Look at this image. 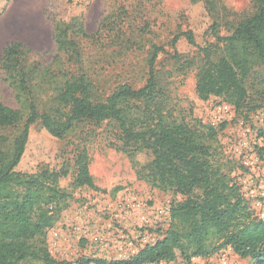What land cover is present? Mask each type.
Listing matches in <instances>:
<instances>
[{"label": "trees", "instance_id": "obj_1", "mask_svg": "<svg viewBox=\"0 0 264 264\" xmlns=\"http://www.w3.org/2000/svg\"><path fill=\"white\" fill-rule=\"evenodd\" d=\"M192 1H202L210 12H217L215 0ZM251 2L250 14L227 20L228 35H219V23L213 25V35L223 44L218 58L219 45L200 48L204 56L196 73L199 99L222 97L238 111L260 107L250 105L248 85L256 66L264 63V0ZM128 14L125 6L107 14L93 34L75 21L67 27L58 25V52L47 66L21 41L5 46L0 67L22 106L12 108L0 101V264H22L28 259L56 263L46 244L47 231L68 208L71 190L95 187L87 148L80 144L59 167L38 164L35 171L19 169L32 126L65 139L79 125L92 128L105 122L116 125L119 149L132 157L140 152L151 156L137 172L140 179L183 199L172 203L171 223L163 237L137 256L127 261L83 257L81 264L174 261L179 256H209L226 247L253 264H264V219L256 216L233 177L236 161L221 156L216 145L226 123L216 126L174 114L154 68L162 47L153 46L144 86L136 89L120 83L105 97L99 94L100 84L81 39L95 45L106 42L107 29L110 46L128 44L130 38L121 25ZM189 40L194 42L191 35ZM174 56L181 58L178 53ZM69 176V187L62 186Z\"/></svg>", "mask_w": 264, "mask_h": 264}, {"label": "rangeland", "instance_id": "obj_2", "mask_svg": "<svg viewBox=\"0 0 264 264\" xmlns=\"http://www.w3.org/2000/svg\"><path fill=\"white\" fill-rule=\"evenodd\" d=\"M16 1L0 0V60L9 42L21 41L32 49L44 66L53 63L58 52L55 42L58 25L67 27L70 21H75L77 26L81 24L89 34H93L107 14L121 11L122 6L128 7V18L121 21L126 30L125 37L130 38L128 44L110 46L107 29L103 35L104 44L95 45L81 39L82 49L91 61L92 71L100 84L99 94L105 97L120 83L132 84L136 89L144 86L153 46L162 47L154 68L160 83L166 88L174 114L188 121L197 119L206 124L216 121V126L226 123L216 145L221 156L236 161L233 177L239 183L245 179L252 180V183L264 181V63L256 66L248 85L250 105H259L257 110L244 108L238 111L222 97L201 100L196 94L197 67L204 56L200 48L219 45L215 51V58H218L223 45L213 35V25L219 23L218 34L228 35L225 23L250 14L254 10L251 0H215L217 12L214 14L204 2L192 0ZM10 5L14 15H23L28 21H22L21 25L1 21ZM190 35L193 43L189 40ZM176 36L178 39L174 41ZM176 53L181 55L179 60L174 56ZM189 59L193 64L190 65ZM0 101L12 108L22 106L1 67ZM224 105L228 109L218 113L219 107ZM118 143L117 127L110 122L92 128L86 124L79 125L65 139L54 138L40 125L32 126L19 169L35 171L38 164L59 167L65 158L73 156L76 145L80 144L87 148L95 183V187L71 190L68 208L62 212L55 226L47 231L46 244L57 261L53 264H81L85 255L102 257V253H98L101 248L97 249L91 243V237L98 230L102 236L107 235L108 226L114 231L111 239L119 243L122 232L131 236L137 233L136 221L141 212L130 210L125 204L127 201L135 200L143 205L144 210L153 211L171 207L174 201L183 199L179 193L154 188L150 182L140 179L137 172L150 161L151 156L140 152L132 157L119 149ZM70 183V176L61 181L64 187H69ZM55 231L58 237L54 235ZM112 246L109 250L111 256L115 251L114 244ZM235 256L238 264H253L250 258ZM177 259L183 258L179 256ZM22 264L47 263L28 259Z\"/></svg>", "mask_w": 264, "mask_h": 264}, {"label": "built area", "instance_id": "obj_3", "mask_svg": "<svg viewBox=\"0 0 264 264\" xmlns=\"http://www.w3.org/2000/svg\"><path fill=\"white\" fill-rule=\"evenodd\" d=\"M226 105L220 106L218 113H222L227 110ZM217 125L216 121L212 123ZM245 179L240 181L241 190L245 197L251 202V205L258 218L264 219V181L252 183V180ZM126 206L138 213L141 212L140 217L136 221L137 233L126 235L124 232L119 236L118 240H112L114 235L112 227L108 226V234L102 236L100 230L93 234L91 237V243L101 248L98 253H102V257H98L107 261H127L137 256L146 246L154 245L163 237L165 231L169 228L171 223V207L156 208L153 211L151 209L144 210L143 205L139 202L127 201ZM54 235L58 237V232H54ZM115 247L114 255L111 256L109 250ZM227 248V249H226ZM218 252L209 256H192L188 259H176L174 261L160 260L157 262H151L146 264H238L237 258L231 247H226ZM106 252V253H104ZM85 257H89L85 255ZM96 258V257H94ZM78 264V263H71ZM80 264V263H79Z\"/></svg>", "mask_w": 264, "mask_h": 264}, {"label": "crops", "instance_id": "obj_4", "mask_svg": "<svg viewBox=\"0 0 264 264\" xmlns=\"http://www.w3.org/2000/svg\"><path fill=\"white\" fill-rule=\"evenodd\" d=\"M10 8H12V5H10L8 11L6 12V14L4 16L5 19H1V21H13V22H15L14 25H16V24H20L21 25L22 24V21H28L23 15H20V14L19 15H14L12 13V10H10Z\"/></svg>", "mask_w": 264, "mask_h": 264}]
</instances>
